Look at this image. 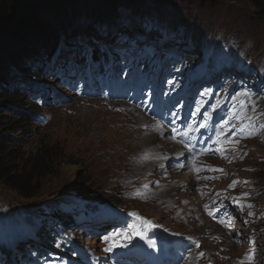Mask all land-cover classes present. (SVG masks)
Returning <instances> with one entry per match:
<instances>
[{
	"label": "rangeland",
	"instance_id": "1",
	"mask_svg": "<svg viewBox=\"0 0 264 264\" xmlns=\"http://www.w3.org/2000/svg\"><path fill=\"white\" fill-rule=\"evenodd\" d=\"M39 21L38 30L20 37L0 34V71L25 47L46 51L62 35L56 58L65 46L88 40L107 51L114 43L103 41L112 33L102 32L111 21L119 36L142 38L118 42L109 54L114 61L132 59L134 71L151 81L145 89L140 81L136 92H111L96 80L93 91H79L59 77V63L52 75L58 77L46 74V80L64 102L50 99L52 90L39 99L36 88L33 96L0 102V134L26 158L47 152L56 161L35 197L0 184V264H13L6 260L11 254L23 259L36 242L58 254L43 264H264V15L251 0H63L46 5ZM144 58H151L147 72L140 70ZM11 66L14 77L22 71L33 87L43 86L35 69L28 74ZM78 74L71 72L69 80ZM34 111L38 119L32 120ZM165 127L180 134L179 142ZM201 131L211 146L195 158L193 134ZM186 148L194 173L182 159ZM161 174L168 178L158 184ZM55 206L85 218L66 217L72 222L55 236L67 237L70 249L47 240L49 246L39 235L48 224H61ZM108 222L98 233L82 230ZM133 225L142 226L143 235H135Z\"/></svg>",
	"mask_w": 264,
	"mask_h": 264
},
{
	"label": "trees",
	"instance_id": "2",
	"mask_svg": "<svg viewBox=\"0 0 264 264\" xmlns=\"http://www.w3.org/2000/svg\"><path fill=\"white\" fill-rule=\"evenodd\" d=\"M61 1L63 0H0V34L11 36V29H15L19 30L15 34H18L20 37L27 30H29V32L38 30L42 26V23L39 21L42 9L46 5H53V7H55V5ZM200 1L207 2L208 0ZM251 3L259 13L261 12V14L264 15V0H251ZM109 23L110 27L108 29L110 31H116L118 29V27H115L111 21H109ZM77 24H79V20L76 22V25ZM79 26H77L68 35L70 39L75 40L76 35H74V32L79 31ZM59 28L60 27H58V31L56 33H60ZM91 42L92 41H90V43ZM75 43L76 45L79 44V42ZM55 45L58 44L57 41H55V38H53L49 44V48H53ZM79 45L80 46L77 49L78 55L81 57L84 56L87 53V49L88 53L92 55V61L89 64V67L96 70L97 75L100 76V83L102 85L109 82V80L114 81V84L115 82L122 81L121 66L112 64L110 60H104L103 57L96 56L95 52H93L95 47L89 49L86 45ZM37 47L38 46H34L28 49L25 47L23 50L24 54H15L13 61L15 63H12V66L10 64L4 66V70L10 75H7L4 70L0 71V102L7 101L9 103H13L17 100H20L19 98H22L25 96V94L32 93L31 89L33 87L29 85L27 81H24L23 78L21 79L14 77L11 74V69L9 68L10 66L12 68H16V66L21 65V70L30 71L32 66L42 64L43 59L36 61L34 60V55L32 54L33 52H38ZM108 49L112 50L113 47L110 46ZM96 62L99 63V68H97V66L94 64ZM2 67L3 65L0 64V68ZM83 67L84 64H81L80 69H83ZM104 69L106 72L101 74ZM35 72L39 73L37 76L39 82L44 84L43 81L46 79L45 73L49 72L47 68L43 70L40 68V66H38L37 70L35 69ZM46 86L48 89H50L48 85ZM106 87H109V84H107ZM39 93L43 94L42 91ZM53 99L54 101H58L57 97H53ZM13 109L18 111L19 108L14 107ZM21 121H23V119L19 118L15 123L17 124ZM11 143L12 140L8 139L5 134H0V184L9 187L23 198L35 197L41 191L42 181L47 178L55 168V158L47 152L36 153L33 157L26 158L23 155L24 152H22V150L16 145H11ZM93 195L98 196V193H94ZM98 197H102L101 194ZM40 233H44L49 237L51 235L49 230L44 228H42ZM35 246L36 244L33 245V247ZM33 251L36 253V255L39 253V251L37 253L36 248H33ZM29 256V254H26V257L23 259H27Z\"/></svg>",
	"mask_w": 264,
	"mask_h": 264
},
{
	"label": "snow or ice",
	"instance_id": "3",
	"mask_svg": "<svg viewBox=\"0 0 264 264\" xmlns=\"http://www.w3.org/2000/svg\"><path fill=\"white\" fill-rule=\"evenodd\" d=\"M198 111H199V109H198ZM249 135H252V133H248ZM221 135H224V132L222 131L221 132ZM214 170H217V169H214ZM219 171H222V169L221 170H219ZM211 214V213H210ZM133 215H136L135 213H133ZM139 219H143V218H139ZM222 223H223V221H221ZM245 223H247V221H245ZM143 224H148V225H150L151 224V222L150 221H147V220H143ZM133 230H134V232H135V235H143V232H142V226H141V229H137L136 228V226L135 225H133ZM120 233H114V235H119ZM123 235L125 236V239L126 240H128V241H131V239H132V235L130 234V233H123ZM105 239L106 240H108V239H110V237H105ZM108 251H111V247H109L108 249H107ZM201 256H203V253H201L200 254Z\"/></svg>",
	"mask_w": 264,
	"mask_h": 264
},
{
	"label": "bare ground",
	"instance_id": "4",
	"mask_svg": "<svg viewBox=\"0 0 264 264\" xmlns=\"http://www.w3.org/2000/svg\"><path fill=\"white\" fill-rule=\"evenodd\" d=\"M65 49L63 50V52H65L64 54H62L61 56H60V58H64L68 53H71L72 51H71V49L68 47V46H65L64 47ZM96 56H99V55H96ZM53 58H54V60H57V59H60V58H56V57H54L53 56ZM230 62V61H229ZM73 70V69H72ZM75 70V69H74ZM141 120V119H140ZM174 137L176 138V139H179L180 138V135L179 134H177V133H175L174 134ZM146 197H148V196H144V197H141V198H146ZM187 241V240H186ZM202 258H207L206 257V252H203V256H202Z\"/></svg>",
	"mask_w": 264,
	"mask_h": 264
},
{
	"label": "water",
	"instance_id": "5",
	"mask_svg": "<svg viewBox=\"0 0 264 264\" xmlns=\"http://www.w3.org/2000/svg\"><path fill=\"white\" fill-rule=\"evenodd\" d=\"M17 31H19V30L11 29V31H10V35H11V36H14L15 33H16Z\"/></svg>",
	"mask_w": 264,
	"mask_h": 264
}]
</instances>
